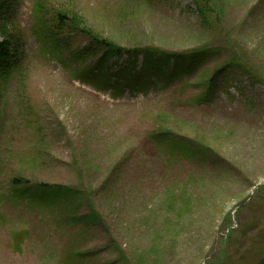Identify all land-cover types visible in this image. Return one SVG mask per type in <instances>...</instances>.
Instances as JSON below:
<instances>
[{
	"label": "rangeland",
	"instance_id": "374dc122",
	"mask_svg": "<svg viewBox=\"0 0 264 264\" xmlns=\"http://www.w3.org/2000/svg\"><path fill=\"white\" fill-rule=\"evenodd\" d=\"M8 1L0 264H264V83L226 65L241 56L264 79V0H209L212 25L195 0ZM88 32L123 54L100 59ZM138 48L183 61L143 68ZM15 178L80 197L31 202ZM91 212L103 223L73 219Z\"/></svg>",
	"mask_w": 264,
	"mask_h": 264
},
{
	"label": "trees",
	"instance_id": "16d2710c",
	"mask_svg": "<svg viewBox=\"0 0 264 264\" xmlns=\"http://www.w3.org/2000/svg\"><path fill=\"white\" fill-rule=\"evenodd\" d=\"M196 5L198 6L200 14L203 16L204 22H208L209 24L206 25H212L213 23H217L216 19H213V8L212 5L210 4L209 0H195ZM9 1L8 0H0V37H5L2 41H0V67L2 66L3 71H6L7 67L10 66L9 62H11V56H10V46H11V32H9L8 24L6 23L7 19V10L9 9L7 7ZM212 15V16H211ZM49 33L52 36V40H54V44L60 45L63 47L67 46L66 42H62V40H57V36L55 32L49 31ZM88 36L90 38V42L92 46H99L102 49H105L102 51L100 59H104L106 61V58L109 57H118L123 54V49L120 46L115 45V43L108 41L107 39L103 38H98L96 35L88 32ZM224 42L225 44L223 45V49L227 47V35L224 36ZM91 50L90 44L88 47H86L85 50L74 52L68 55L69 58L72 56L84 58V56L89 53ZM141 49H132L129 53L131 57L134 59L137 58L138 56L142 55L143 56V68L144 67H153L156 69H159L163 66L167 65H174L175 63H178L179 61H183L181 56L182 55H169L166 51H163L161 49H154V48H144L143 50L146 51H140ZM158 50V52H156ZM190 53H193L190 56V59L192 60V63L196 62V66L200 63H202L203 60H205V57H208L210 55H213L215 53L214 50L211 49V47L207 48H199V49H193ZM243 61H246L245 59L242 60L241 56H236L233 55V57L226 63L227 67L230 68V70L233 71L234 68H237L238 70L245 71V74H248L249 78H252L254 82H263L264 79H262V72L259 71L258 69H255L256 65L255 64H248L244 63ZM3 64H5V67L3 68ZM101 64V62H100ZM9 68V67H8ZM221 69V68H220ZM217 69L213 71V76L210 78V83H209V89L212 99L215 97V93L217 90V84L218 80L215 75H217V72L219 71H224L226 68H223V70ZM2 71V72H3ZM106 70H103L97 75L99 79L97 80L98 82H103L105 86H110L114 87L116 90L121 88V83L122 80L126 79L127 76L123 77L120 72H117L114 74L113 80H111V76L108 75ZM215 74V75H214ZM96 77L95 79H97ZM132 77V74L129 75L130 79ZM103 80H102V79ZM109 78V80H108ZM94 79V80H95ZM135 83V82H134ZM123 89V88H121ZM214 96V97H213ZM206 98H209V95L206 94ZM210 101V99H209ZM164 117V116H163ZM160 131V132H159ZM157 132V131H156ZM159 135L164 136L168 132L158 130ZM156 137V136H155ZM157 138V137H156ZM172 139V137H171ZM173 140V139H172ZM173 142L177 145H180L178 141L173 140ZM188 149V146H187ZM190 150V149H189ZM192 156V154H190ZM13 185H14V193L19 196V197H28L29 200L36 201V202H47L46 200L48 199H53L56 202L59 201L60 199H65V198H71L72 197H77L79 196L78 192H70L69 189L65 188L59 184H48V183H27V180H23L22 178H15L13 180ZM80 197V196H79ZM73 219H77L80 224L85 223H92L93 221H99L100 223H103V219L101 216H99L97 213L91 212L88 214H82L79 216H73ZM81 257H87L83 253L78 254ZM85 264H92L91 262V257L88 256L87 258H81ZM121 264H130L129 261H124Z\"/></svg>",
	"mask_w": 264,
	"mask_h": 264
}]
</instances>
